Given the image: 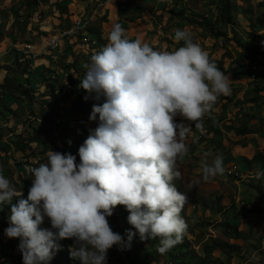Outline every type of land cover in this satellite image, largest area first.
<instances>
[{
	"label": "clouds",
	"instance_id": "9594fccd",
	"mask_svg": "<svg viewBox=\"0 0 264 264\" xmlns=\"http://www.w3.org/2000/svg\"><path fill=\"white\" fill-rule=\"evenodd\" d=\"M173 38L183 46L158 51L114 25L80 81L86 101L104 102L93 104L89 119L99 123L78 150L79 164L71 153L50 149L46 163L28 169L33 179L26 199L0 174V204L10 206L5 235L19 239L23 264H49L62 240L73 241L70 258L80 264H107L108 251L130 249L137 233L141 241L159 239L162 255L182 243L188 198L173 183L181 177L177 161L188 154L192 125L203 134L204 116L231 86L191 33L176 29ZM60 81L50 83L63 86ZM200 170L204 181L222 176V155L205 151ZM117 206L136 230L127 240L108 221ZM45 218L52 230L40 227Z\"/></svg>",
	"mask_w": 264,
	"mask_h": 264
},
{
	"label": "rangeland",
	"instance_id": "374dc122",
	"mask_svg": "<svg viewBox=\"0 0 264 264\" xmlns=\"http://www.w3.org/2000/svg\"><path fill=\"white\" fill-rule=\"evenodd\" d=\"M173 1L170 4L178 11L173 14L171 8H164L166 25H163L161 29L171 33L165 34L166 38L160 37L161 34L156 35V40L151 44L153 49L158 50V47H162V50H165L163 47L168 45L167 51H173L170 45L175 46V49L183 46V41L177 43L169 37L171 35L174 37L172 33L183 26L181 30L185 29L191 33L194 42L200 45L204 43L207 49L211 47L214 52H217L209 59L225 75L229 71L234 78L240 70L245 72L237 74V77L246 79L258 68L251 78L254 81L258 80L247 82L251 84L248 96L255 98L260 95V98H264V56L253 54L242 46L253 42L254 45L264 48V0H230L231 16L236 21L231 25H226L221 19V7L224 0ZM62 2L63 0H0V111L4 112V117H0V174L9 179L18 195L23 193L25 199L33 179L28 168L46 163V153L50 149L62 154H77L76 163L79 164L78 150L99 123L98 118L96 121L89 119L93 104L104 102L102 99L96 101L90 97L87 102L89 107L87 113L79 114L81 108L77 106L76 101H81L88 93L79 87L80 74L76 66L87 64L88 58L74 50L79 47L78 42L75 41L89 48L103 46L101 40L96 44L93 43L96 39L90 34L93 29L91 27L93 20L96 17L100 19L103 15L104 0H74L70 12L63 11ZM202 17L210 21L212 28L189 23L196 19L203 23ZM180 18L183 21L186 19L187 22H181ZM210 18L212 19L209 20ZM75 27L80 29L76 36L72 34L63 36L65 32ZM48 32L49 34H46ZM73 39L75 41L69 43V40ZM53 41L60 43V46L52 51L48 45ZM27 45L32 46L34 52L32 58L24 52ZM67 50L72 52L63 56L68 52ZM66 68L76 70L70 74L72 78H68V84L73 90L62 85L55 87L60 99L58 104L60 116L53 118L51 116L53 112L49 107H45L47 99L44 100L42 97L46 93L50 94L49 88L46 89L47 85H51V80L59 81V78H55L58 77L57 73L64 72ZM24 69L27 71L23 72ZM30 83H33V86ZM22 89H29L34 98H26V95L20 92ZM4 106L11 109L12 113L6 112ZM43 114H47L50 119L43 118ZM175 122L181 123L177 117ZM36 135H41L38 140L35 139ZM190 138L188 136L186 140L187 145L190 144ZM29 139L31 144L28 143ZM209 151L217 153L211 144ZM218 151L224 158L223 151L220 148ZM188 154L190 156L189 151ZM188 154L186 158L177 161V170L181 173V177L173 181L177 190L188 198V204L181 213L188 225L183 237L184 242L162 255L157 252L159 239L144 241L148 245L138 248L133 259H137L139 264H175L176 259L186 261L188 264L195 257L199 258L200 264H264L262 260L264 251L261 245L264 243V217H260L263 211L261 210V213L257 210L264 206V201L256 188L258 184H261L264 190V174L260 178L250 180L256 181L254 187L250 186L252 182L246 184L248 187L244 184L241 186L239 182V192L236 193L239 194V199L236 194H231L230 190L225 189L229 200L228 206L216 205L212 199L213 185L210 182L214 178L204 181L200 170L203 152L201 158L196 160ZM253 159L246 162H249V165L264 166L262 162H254ZM224 168V177L228 181L240 179L239 169H236L237 173L234 171L229 174V170L233 168ZM260 169L258 168L256 172ZM196 180H199V184L193 188V181ZM232 185L234 181L227 186ZM244 197L247 198L248 206L244 204ZM15 202L14 198L13 203ZM233 204H237L238 208L232 209ZM5 205L0 204V264L14 262L23 264L22 254L18 250L19 239H9L4 232V229L9 227L10 215L5 212ZM253 205H257V214H251L252 210H255ZM123 209H125L123 206H117L113 210L116 217L123 213ZM242 213L246 215L242 216ZM247 213H250L251 218L247 217ZM229 219H237V224L230 222ZM108 221L115 232L112 224L115 221L112 217H108ZM116 221L118 226H123L121 218L117 217ZM238 226L241 228L238 229ZM231 227L237 228V231L232 230L230 233ZM59 242L68 248L73 244L72 240ZM186 242L189 246H184ZM218 244H222L224 250L218 249ZM227 244L232 247L227 248ZM10 250L13 252V258L10 262H5L4 258ZM53 259H55L54 255ZM130 259L131 256L120 251L117 246H113L107 254V264H133ZM72 261L73 264H80L78 260L72 259Z\"/></svg>",
	"mask_w": 264,
	"mask_h": 264
},
{
	"label": "crops",
	"instance_id": "0c3cea01",
	"mask_svg": "<svg viewBox=\"0 0 264 264\" xmlns=\"http://www.w3.org/2000/svg\"><path fill=\"white\" fill-rule=\"evenodd\" d=\"M73 1L74 0H63V2L61 3L63 11L65 10L70 12ZM106 1L107 0H104L105 9L103 11V15L100 17V19L99 17H96L93 20V25H91L93 29L90 34V36L96 39L97 41H103V46L101 48H99L98 46H94L92 49H90L88 46L79 41H75L74 39L69 40V43L73 41L78 42L79 47L74 48V50L87 57V63L91 62L92 55L98 53L103 47L106 46L108 42L107 36L114 25L119 24L125 30L127 37L130 40L141 39L142 42L148 43L150 46H152L151 44L157 38L156 35L161 34L160 37L166 38L165 34L171 33V31L168 30H161L163 28L162 26L166 25L164 8H171V13L173 14L178 11L176 7L174 8L170 4L174 2L173 0H111V2ZM211 19L212 18H210L209 20ZM46 34H49V32ZM169 37L172 39V41H174L172 35ZM201 45V47L205 51H208L209 57L214 54H217V52H214L211 47L207 49V45H205L204 43H202ZM170 47L173 48V51L176 50L175 46L170 45ZM163 48L167 50L168 45ZM157 49L158 51L162 50V47H158ZM67 51L68 52L66 54H63V56L69 55V53L72 52L70 50ZM77 67L79 71L78 73L80 74L79 80L81 81V79L86 73V68L83 64L77 65L76 69ZM256 71H258V68H256L253 73H255ZM238 72L239 74H237L240 75L244 74L245 71L238 70ZM253 73L250 74V76L248 75V78L245 79L237 77V74L233 78L232 74H230V72L228 71L226 76L230 80V95H221L217 99V102L215 103L212 112L204 116L203 134L199 130L195 129L193 124L192 133L189 135L191 138L189 141L190 144L187 145L190 153V156L189 154L188 156L192 157L193 160H196V158H201L202 152L204 153L205 151H209L211 144L213 150H216L217 152L213 154H219V148L223 151L224 167H226L227 169L235 167L237 170L239 169L240 171L239 180L231 179L232 182L228 181L224 177L225 175L223 174L222 176H216V178L210 181L211 185H213L212 199H214L216 205L221 204V206L224 207H227L229 204V200L227 199V195L224 191L225 189L230 190L231 194H236L239 192V182H241V186L242 184H244V186L246 187H248L246 185L247 183L252 182L250 186L254 187V183H256V181L253 182L250 180H254V178L257 177L256 173H260V176L264 174V166H262V164L249 165L250 163L246 162L252 160L257 154H261L264 157V98H260V95H258L259 98H250L248 96L251 90V84L248 83L251 80L252 82H256L258 80L257 79L256 81H254V79H251ZM62 74L63 72L57 73V75L60 76L58 77L60 80H64V77L61 78ZM35 76L37 77L38 75ZM243 79H245L246 82ZM31 80L34 81V79ZM256 109H258V111ZM39 120L41 119L39 118ZM177 120L182 122L181 117L179 116H177ZM184 123L188 122L184 121ZM184 158H186V156ZM260 166H262V169H260ZM258 168L260 170L256 172ZM233 181L234 185L228 187L233 183ZM256 188L259 191L261 190V196L264 197V190L262 185L258 184ZM236 195L239 199V194ZM247 202V198H245V206L249 205V203ZM253 206L255 207V210H252L251 214H257V210L261 213L263 211L260 217H264V206H262L263 208L261 207L260 209L257 208V210V205ZM231 208H238V206L237 204H233ZM247 214V217L251 218L250 213ZM245 215L246 214L242 213V216ZM229 220L230 222L237 224V219ZM239 223L241 224V222ZM240 226H238V229L242 227ZM261 245L263 246L262 251H264V243H262ZM262 260H264V258H262Z\"/></svg>",
	"mask_w": 264,
	"mask_h": 264
},
{
	"label": "trees",
	"instance_id": "16d2710c",
	"mask_svg": "<svg viewBox=\"0 0 264 264\" xmlns=\"http://www.w3.org/2000/svg\"><path fill=\"white\" fill-rule=\"evenodd\" d=\"M230 0H224L223 2V5L221 7V13H222V17L221 19L223 20V23H225L226 25H231V24H234L236 23L235 19L231 16V3H229ZM234 21V22H233ZM181 22H187V20L185 19V21H183V19H181ZM201 22L203 23H200V21H198L197 19L194 21V20H191L189 21V23L191 25H202L206 28H212V24L210 23V21H208L206 19V17H202L201 19ZM222 23V24H223ZM92 32V30H91ZM218 34V33H217ZM242 45V44H241ZM244 48H246L247 50H250L251 53L253 54H257V55H262L264 56V48H261L259 46H256L253 44V42L251 43H247V44H244L242 45ZM27 71L26 69H24L23 72ZM24 75V73H23ZM74 83H76V81L74 80ZM51 84V83H50ZM49 88V93H46V95H43V99H47L45 100V107H49L50 110L53 112V114L51 115L53 118H56L60 116V109H59V97L57 95V88H55V86L53 84L51 85H47L46 89ZM21 94H23L24 96L26 95V98H34L33 95H31V91L29 89H22V91L20 90ZM80 98V97H79ZM256 98H259L256 97ZM102 100H104V98L102 97L101 98ZM78 100V99H77ZM77 103V106L80 109V112L79 114H86L87 113V110L89 109V107L87 106V102L88 100L86 101L85 99H82L81 101H76ZM52 104V105H51ZM75 104V106H76ZM76 106V107H77ZM1 107V106H0ZM78 109V108H77ZM4 110L8 113H12V110L7 108L6 106H4ZM4 112L2 113V111H0V117H4ZM49 115V113H48ZM48 115L46 114H43V118L45 119H50L48 117ZM50 116V115H49ZM37 135L39 134V130L37 131ZM35 136V139L38 140V137L41 136ZM28 143H32L30 141V139L28 140ZM74 156H77V154H74ZM254 162H262L264 164V157L262 155H256L253 159ZM252 162V161H251ZM261 192V190H260ZM262 200L264 201V197L262 198ZM5 212L7 213H10V206L9 205H5ZM129 213L126 209H123V213L121 214V219H122V222H123V226L120 227L117 225V217L115 215V211H113V215L111 216L113 221H115L113 224V227H114V230L116 233H119L125 240H127V235L126 233L128 231H132V232H135L136 230L134 228H132V226L128 223L127 221V217H128ZM8 226H9V223H8ZM42 229H46V228H51V225H50V222L47 220V218H45V221L44 223L40 226ZM232 230H236L237 231V228L235 227H231L230 229V233L232 232ZM4 232H5V229H4ZM184 242V241H182ZM60 250L59 251H54L53 252V255L55 256V259H52L49 263L50 264H73L72 262V259L70 258V253H69V248L64 245L63 243H60ZM148 245V243H145L144 241H141L140 238H139V234L137 233L134 238L132 239V242H131V247L130 249H126L124 250V252H126L128 254V256L130 257L131 256V263L133 264H139L137 259H133L138 251V248H140L141 246H144V245ZM184 246H189V243L186 242L184 243ZM235 246V245H233ZM227 248H231L232 246L230 244H227L226 246ZM218 249L220 250H224V247H222V244H218L217 246ZM131 251H132V254H131ZM191 261V260H190ZM175 264H187L186 261H183L181 259H176L175 260ZM188 264H200L199 263V258L195 257V259L193 261H191V263H188Z\"/></svg>",
	"mask_w": 264,
	"mask_h": 264
},
{
	"label": "built area",
	"instance_id": "2783aa9c",
	"mask_svg": "<svg viewBox=\"0 0 264 264\" xmlns=\"http://www.w3.org/2000/svg\"><path fill=\"white\" fill-rule=\"evenodd\" d=\"M79 30H80L79 28L71 29L69 32H65V33L63 34V36L68 35V34H72V35L76 36V34L78 33ZM90 41H91V40H90ZM92 42H93V41H92ZM92 42H91V43H92ZM93 43L96 44V41L93 42ZM48 46H49V48L53 51V50L59 48L60 43L58 44V43H55V42L53 41V43L50 44V45H48ZM24 52H25L27 55H31V58H32L33 55H34V52H33V50H32V46H31V45H27V46L25 47V51H24ZM36 56H37V55H36ZM70 74H71V73H70L69 71L65 72V74H62V75H61V78L64 77V80H61L60 83H62L64 87L67 86V88L69 87L70 89L73 90V88L68 84V78L70 77ZM30 167H33V166H29V168H30ZM29 168H28V169H29ZM234 171H235V173H237L236 168L230 169V170H229V174L234 173ZM12 258H13V252L10 250V251L7 252V255H6V257L4 258V260H5V262H10V261L12 260ZM13 264H16V262H14Z\"/></svg>",
	"mask_w": 264,
	"mask_h": 264
}]
</instances>
